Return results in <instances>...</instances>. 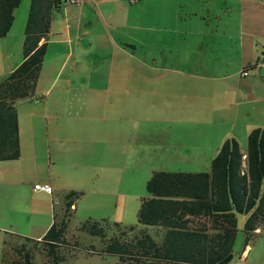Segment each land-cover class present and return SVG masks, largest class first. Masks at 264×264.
Wrapping results in <instances>:
<instances>
[{"label": "crops", "instance_id": "obj_1", "mask_svg": "<svg viewBox=\"0 0 264 264\" xmlns=\"http://www.w3.org/2000/svg\"><path fill=\"white\" fill-rule=\"evenodd\" d=\"M22 37L23 28L0 37V79L21 62ZM42 41L33 95L14 104L18 157L0 161L1 250L8 237L37 241L56 223L57 193L65 201L75 194L71 212L91 193L82 214L106 220L88 211L105 210L109 196L116 206L130 172L181 152L204 157L206 136L201 146L183 138L178 148L155 130L177 123L172 112H205L182 124L217 128L218 118L234 124L239 111L246 119L254 109L259 122L251 125L264 132V0H79L52 14ZM253 236L243 233L227 264H264V220Z\"/></svg>", "mask_w": 264, "mask_h": 264}, {"label": "trees", "instance_id": "obj_2", "mask_svg": "<svg viewBox=\"0 0 264 264\" xmlns=\"http://www.w3.org/2000/svg\"><path fill=\"white\" fill-rule=\"evenodd\" d=\"M18 3L19 0H0V37L8 32ZM62 4L60 0H29L22 60L0 79V161L18 157L14 104L33 95L45 52V43L38 42L47 34L52 14ZM145 192L147 196L140 198L136 211V223L162 228L163 240L156 243L143 235L134 242L119 243L110 236L105 245L107 252L122 261H138L141 255H150L159 264H227L236 231L235 216L246 215L242 224L246 241L259 221L264 220V132L258 127L250 129L243 153L235 139H224L206 172H152L145 182ZM73 195L66 196L67 210ZM86 224L81 228L103 237L99 222ZM64 229L63 221L52 223L39 240L23 241L43 243L51 264H57V248L64 243ZM6 242L7 238L0 252V264H33L24 242L12 246L17 258L6 261Z\"/></svg>", "mask_w": 264, "mask_h": 264}, {"label": "rangeland", "instance_id": "obj_3", "mask_svg": "<svg viewBox=\"0 0 264 264\" xmlns=\"http://www.w3.org/2000/svg\"><path fill=\"white\" fill-rule=\"evenodd\" d=\"M28 5L29 0H19L18 5L13 9V18L9 29L11 35H14L17 31L24 27ZM179 15L182 16V13ZM236 65L237 64H235V66ZM175 92L178 93V88H176ZM236 102H234V104ZM253 110L254 109L250 111L249 118L246 117V119L242 118V115H240L239 111L234 120V124H224V120L218 118L216 122H219L220 126L217 128L203 126L201 124H192V126H185L182 124L184 120H191L195 123L201 122L202 119H205L206 114L204 115L205 117H199L197 114L199 112H196L195 110L189 111L187 109L185 112H172L171 121H177V123L171 122L170 125L172 126H170L169 129L167 127L162 128L156 126L155 130L164 131L165 136L169 134V139L172 146L176 145L178 148H182L183 138H186L187 140L198 144V146H201V143L205 140L204 137L206 136L207 141L210 142L208 149L211 150H209V152L207 151V153L203 155L204 157L201 158H196L195 156L191 155L184 156V153L182 152L180 153L181 158H178L175 154H172L168 160H163L160 164H156L157 160H155L152 169L150 166L153 162H150L147 168H137L134 170L133 174L130 172V176L126 178V180L124 177V184H122V186H120L119 190L116 192V194L119 195L116 206H114L115 200H112L115 198L109 196L107 197L108 201L105 210H98L99 207L97 206L92 208L91 212L88 211L90 209L87 210L93 217L106 215L104 218L108 222L106 220H100V218H97L96 220L104 230L103 237H100L97 234H89L81 228L82 224L95 221L94 218H87L82 214L83 210L81 203L84 202V200L89 199L91 193L84 195V197L81 198V201L77 204V209L75 212L68 211L66 208L67 206L64 204L65 198L63 197V194L66 192H62L63 194L57 193V198L53 200L51 211L53 212L52 214L54 215V221H56V223L60 221L65 223V229L63 233V241L65 244L63 243L57 248V253L60 257V260L57 262V264H159L158 259L150 255H141L138 261H134L132 259L125 261L119 260L115 254L106 251L105 245L108 242L107 240L110 236H112L116 237L119 243H131L135 241V238H141L143 235H146L156 243L162 241L164 232L159 227L139 225L136 223V211L140 198L147 196L145 192L146 180L149 178L152 172L160 169L165 171L179 170L181 172L208 171L210 159L215 154V151L212 149L216 147L217 143L220 145V143L226 138L235 139L238 143V148L240 151H243L245 148L244 133H246V131L249 132L252 127H255V124L251 125V123L259 122L258 116L257 114H253ZM204 113L205 112H201L199 114ZM244 123L251 125V128H245ZM177 139L179 140L175 144L174 141ZM144 164H146V161L140 160L138 166ZM35 183H39V180H35ZM74 187L76 186H69L68 189H73ZM25 199L27 200L28 196H26ZM110 202L112 204H110ZM27 205L29 204L27 203ZM244 218L245 217L243 215H236V231L231 246L232 255L230 261H233L237 257L236 255L242 247V223ZM103 221H106L107 223H103ZM129 226L133 227L132 230H128L127 227ZM12 237L7 238L6 245L3 248L5 251L6 261L10 262L11 260L17 258V254L12 250V246H18L20 242H24L26 248H28L30 251L31 262L33 264H51L50 258L45 253L43 243H31L29 241H23V238L20 237ZM254 239L255 237L250 235L249 241H253ZM250 244H252V242H250ZM1 246L2 240L0 238V252ZM135 256L138 258V255Z\"/></svg>", "mask_w": 264, "mask_h": 264}, {"label": "built area", "instance_id": "obj_4", "mask_svg": "<svg viewBox=\"0 0 264 264\" xmlns=\"http://www.w3.org/2000/svg\"><path fill=\"white\" fill-rule=\"evenodd\" d=\"M63 4H73V3H78L79 2V0H60ZM260 58L262 59V60H264V51L261 53V55H260ZM246 72H247V70L246 69H242L241 71H240V73H241V75H243V76H245L246 75ZM242 158H243V156H242ZM242 166H243V164H242ZM32 188L33 189H35V190H41V191H44V192H46V193H50V191H51V189H50V186H48V185H41V184H33L32 185ZM72 206H69V208H71Z\"/></svg>", "mask_w": 264, "mask_h": 264}]
</instances>
